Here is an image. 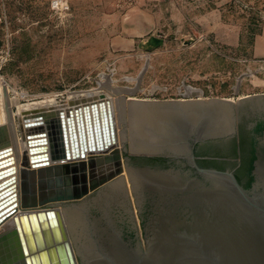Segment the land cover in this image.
Masks as SVG:
<instances>
[{
	"label": "water",
	"instance_id": "water-1",
	"mask_svg": "<svg viewBox=\"0 0 264 264\" xmlns=\"http://www.w3.org/2000/svg\"><path fill=\"white\" fill-rule=\"evenodd\" d=\"M163 41L158 31L139 46ZM114 101L122 147L104 95L21 112L18 161L11 138L0 139V264H264V142L248 187L230 171L198 167L191 151V141L232 132L243 108L264 119V93ZM124 149L188 156L200 177L133 166ZM128 197L134 215L138 199L149 200V228H122Z\"/></svg>",
	"mask_w": 264,
	"mask_h": 264
},
{
	"label": "rangeland",
	"instance_id": "rangeland-1",
	"mask_svg": "<svg viewBox=\"0 0 264 264\" xmlns=\"http://www.w3.org/2000/svg\"><path fill=\"white\" fill-rule=\"evenodd\" d=\"M208 2L221 9V19L211 16L205 23L197 16L202 7L195 6L185 21L161 23L148 33V16L137 10L132 21L105 22L93 20L98 10L90 2L72 7L59 0H0V90L14 101L20 140L18 109L38 101L87 99L83 95L95 90L110 88L113 101L121 95L236 100L264 93V52L254 50L264 28V0ZM117 12L123 14V7ZM129 29L144 33L130 41ZM158 31L161 46H139ZM116 88L121 93H112ZM1 109L0 125H6Z\"/></svg>",
	"mask_w": 264,
	"mask_h": 264
},
{
	"label": "flooded vegetation",
	"instance_id": "flooded-vegetation-1",
	"mask_svg": "<svg viewBox=\"0 0 264 264\" xmlns=\"http://www.w3.org/2000/svg\"><path fill=\"white\" fill-rule=\"evenodd\" d=\"M255 124H251V121ZM264 142V119H255L247 109H242L237 117L235 129L223 136L208 139L201 142L191 141V151L194 161L198 167L215 169L219 171H230L237 182L248 187L252 182L253 163L258 154L263 152ZM124 160L133 166H149L167 168L170 165L190 169L194 175L199 176L189 166V157L182 156L173 158L163 154H132L130 150L124 149ZM106 188V187H105ZM105 188L93 191L86 200L98 198ZM194 189V188H193ZM130 196V195H129ZM125 205L130 208V217L122 228L143 230L150 227V215L152 214L149 200L138 199L136 211L138 219L132 210L131 200H124ZM135 202V201H134ZM135 204V203H134Z\"/></svg>",
	"mask_w": 264,
	"mask_h": 264
},
{
	"label": "crops",
	"instance_id": "crops-1",
	"mask_svg": "<svg viewBox=\"0 0 264 264\" xmlns=\"http://www.w3.org/2000/svg\"><path fill=\"white\" fill-rule=\"evenodd\" d=\"M65 2L68 6L77 7L85 2H90L97 6L98 13L93 17V20L113 22L115 19L122 18L128 22L133 19V11L137 10L141 17L148 16L145 31L148 33L159 26L161 23L183 22L189 18L190 9L195 6H201L197 16H200L203 22H209L211 16L221 19L222 12L220 8H211V3L208 0H59ZM252 3V1H250ZM123 7V14L117 12V8ZM142 27H136V29ZM142 32V33H144ZM142 33H132L129 29L128 36L132 38L141 36ZM264 28L263 32L257 35L255 40L254 50L260 51L263 49ZM129 41V42H130ZM116 42V41H113ZM117 43H120L119 41Z\"/></svg>",
	"mask_w": 264,
	"mask_h": 264
},
{
	"label": "bare ground",
	"instance_id": "bare-ground-1",
	"mask_svg": "<svg viewBox=\"0 0 264 264\" xmlns=\"http://www.w3.org/2000/svg\"><path fill=\"white\" fill-rule=\"evenodd\" d=\"M101 88H102V85H101ZM107 88H108V85H107ZM109 89H107L108 91L106 89H105L106 91L95 90V91L86 93L83 96H85L87 98V100H94V99L97 100L100 97V95H104V97L109 100L110 109H111V115H112L114 128H115V137H116L117 145H120L119 131H118V125H117V118H116L117 115L115 113V106H114V103H113L114 101L111 98V95H110L111 91ZM123 89L125 90V88H123ZM1 90H0V95H1V100H2V107L1 108H3V110L5 111L4 120H6L5 123L7 122V124L6 125L4 124L5 128L3 129V131L0 132V139H5V138L6 139H8V138L10 139L11 138L10 139L11 140V146H12L11 154L15 158V160L18 161L20 156H21V153L23 151V142H21L22 140H20V138L18 137L17 133L15 132V130H16V125H15V122H14L15 113H14V111L11 110V104L14 103V101L9 99V98H7V96L5 94V89L3 90V87L1 88ZM116 90H118V91L114 90L115 92L112 91V93H116V94L121 93V90H119V88H116ZM128 91H130V90H128ZM131 92H134V91H132V89H131ZM129 99H133V98H129ZM51 106H55L53 100H47V101H44V102L38 101V102H35V103H32V104L26 105L24 110L18 109V112H19L18 114H20L21 112L28 111V110L33 109V108H38V107L47 108V107H51ZM20 116L23 117L22 114H20ZM1 120H2V118H1ZM6 129H7L8 133L6 132ZM9 129H10V131H9ZM35 129L34 128H25L24 127V132H25V134L26 133H31L32 131H35ZM87 156H88V153H86L85 157H87ZM16 175H17L16 184H17V190H18V188H19V171H18V169H17ZM65 227H66V224H65ZM1 230H2V228L0 227V231ZM69 239H70V237H69ZM77 264H78V262H77Z\"/></svg>",
	"mask_w": 264,
	"mask_h": 264
}]
</instances>
